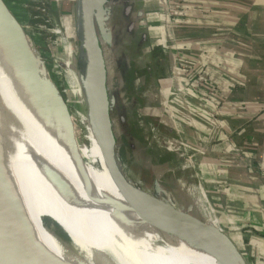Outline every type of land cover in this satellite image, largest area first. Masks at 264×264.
I'll use <instances>...</instances> for the list:
<instances>
[{
  "label": "water",
  "instance_id": "water-1",
  "mask_svg": "<svg viewBox=\"0 0 264 264\" xmlns=\"http://www.w3.org/2000/svg\"><path fill=\"white\" fill-rule=\"evenodd\" d=\"M156 2L160 3L161 49L167 62V78L162 81L158 79L151 40L149 0H59L61 14L70 18V32L59 30V34L70 41V52L76 57L72 65L86 106L88 134L83 142L70 112V101L49 80L6 0H0V41L26 85L36 94L45 91L49 96L55 113L71 126L80 149L91 148V128L110 178L145 223L205 251L218 264H252L223 227L204 186L198 153L179 130V114L190 122L195 123V119L179 66L170 0ZM92 165L103 170L98 159ZM139 191L162 202L165 211L152 209ZM192 208L198 209L197 214ZM208 215L217 225L207 223ZM46 219L52 220L51 228L58 227L59 233L69 237L85 264H102L91 261L94 256L81 250L60 223ZM52 234L69 253L57 231ZM0 264H58L30 237L20 215L12 211L4 197L1 182Z\"/></svg>",
  "mask_w": 264,
  "mask_h": 264
},
{
  "label": "crops",
  "instance_id": "crops-1",
  "mask_svg": "<svg viewBox=\"0 0 264 264\" xmlns=\"http://www.w3.org/2000/svg\"><path fill=\"white\" fill-rule=\"evenodd\" d=\"M149 4L162 81L167 62L160 3ZM171 5L195 119L179 114V130L198 153L204 186L223 227L251 263L264 264V0H171ZM63 44L69 53L67 41Z\"/></svg>",
  "mask_w": 264,
  "mask_h": 264
},
{
  "label": "bare ground",
  "instance_id": "bare-ground-1",
  "mask_svg": "<svg viewBox=\"0 0 264 264\" xmlns=\"http://www.w3.org/2000/svg\"><path fill=\"white\" fill-rule=\"evenodd\" d=\"M0 182L4 197L20 215L26 231L58 264H85L78 252L68 253L46 223L61 224L91 261L102 264H218L215 257L194 245L145 223L128 205L108 173L99 142L90 129L91 148L76 145L71 126L53 110L38 106L25 90L15 61L0 41ZM73 65H68L79 85ZM44 93V92H43ZM46 98L49 96L44 93ZM38 109V110H37ZM81 109V108H80ZM68 126L67 140L48 121ZM64 140V141H63ZM72 140V144L70 141ZM93 152L99 171L83 161ZM143 201L158 212L165 205L144 192ZM210 218V216L208 217ZM215 220V219H214ZM216 221L207 220L213 225ZM217 223V222H216ZM59 232V231H58ZM62 241L65 242V240ZM92 263V262H91Z\"/></svg>",
  "mask_w": 264,
  "mask_h": 264
},
{
  "label": "rangeland",
  "instance_id": "rangeland-1",
  "mask_svg": "<svg viewBox=\"0 0 264 264\" xmlns=\"http://www.w3.org/2000/svg\"><path fill=\"white\" fill-rule=\"evenodd\" d=\"M13 12L14 18L21 29L27 35L29 41L33 48L37 51L39 55L40 62L43 63L47 70L49 80L52 84L59 90L60 94L64 98L70 101L69 108L73 115V119L76 121L78 126V131L80 134V142H83L88 134L87 125L85 124L86 119V106L84 97L79 85H76V79L72 77V72L69 70L67 63L71 65L76 64V57L73 52H65V40L59 34V30L70 32V18L67 16L64 18L62 13V7L59 0H6ZM60 10H58V6ZM67 44L70 46V41L66 40ZM72 42V41H71ZM157 43V42H156ZM154 43V54H156L157 62L161 63V54L159 52V47ZM72 51V50H71ZM158 67L162 65L157 64ZM73 67V66H72ZM0 69L3 70L1 61ZM71 69V68H70ZM4 71V70H3ZM165 81H163L164 83ZM23 84L25 90L31 96L32 99H37L34 93L29 91V87L26 85L23 79ZM45 93V91H43ZM39 96L38 106L45 107L46 109H51L55 112L54 107L49 98L44 96V93ZM81 108V109H80ZM38 110V109H37ZM40 114L48 121L49 125L54 128V130L60 134L59 127L65 131L64 136L67 140H70L67 133L68 126L56 125L48 117L44 116L41 112ZM64 141V140H63ZM72 144V140L70 141ZM73 150V149H72ZM74 151V150H73ZM83 161L88 162V164L93 167L92 164L96 163L93 159V152H84L83 156L74 151ZM94 168V167H93ZM192 213L197 214L198 209L192 208ZM209 216V215H208ZM208 220L216 221L211 217ZM47 224L53 226V222L50 219L45 220ZM213 225H217L215 222ZM59 228L57 227V230ZM230 232V231H229ZM63 240L64 244L69 249L70 252L76 251L71 240L67 235H63L57 231ZM264 255V253L262 254ZM79 256V255H78ZM79 258H81L79 256ZM85 259V258H84ZM252 264H255V259H250ZM83 261V260H82ZM85 261V260H84ZM263 264V263H261Z\"/></svg>",
  "mask_w": 264,
  "mask_h": 264
},
{
  "label": "built area",
  "instance_id": "built-area-1",
  "mask_svg": "<svg viewBox=\"0 0 264 264\" xmlns=\"http://www.w3.org/2000/svg\"><path fill=\"white\" fill-rule=\"evenodd\" d=\"M170 10H171L172 19H173L174 18V15H173V10H172L171 0H170ZM173 23H174V19H173Z\"/></svg>",
  "mask_w": 264,
  "mask_h": 264
}]
</instances>
